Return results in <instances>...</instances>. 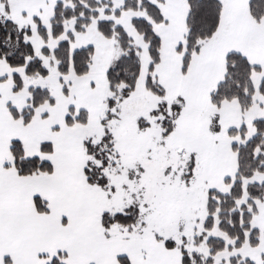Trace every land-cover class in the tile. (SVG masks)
<instances>
[{
    "label": "snow or ice",
    "instance_id": "1",
    "mask_svg": "<svg viewBox=\"0 0 264 264\" xmlns=\"http://www.w3.org/2000/svg\"><path fill=\"white\" fill-rule=\"evenodd\" d=\"M0 264H264V0H0Z\"/></svg>",
    "mask_w": 264,
    "mask_h": 264
}]
</instances>
